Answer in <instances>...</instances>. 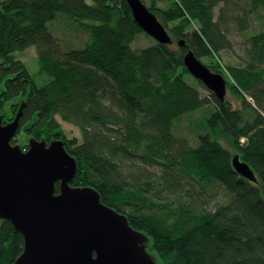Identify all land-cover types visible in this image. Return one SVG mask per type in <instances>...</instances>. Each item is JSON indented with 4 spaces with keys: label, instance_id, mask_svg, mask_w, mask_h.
Listing matches in <instances>:
<instances>
[{
    "label": "trees",
    "instance_id": "1",
    "mask_svg": "<svg viewBox=\"0 0 264 264\" xmlns=\"http://www.w3.org/2000/svg\"><path fill=\"white\" fill-rule=\"evenodd\" d=\"M142 1L182 46L135 48L144 31L126 0H0L4 122L25 100L26 133L64 138L78 162L72 185L95 187L150 237L160 264H264V0ZM60 16L89 35L83 48L62 47L51 29ZM233 31L244 39L236 64L222 56L234 48ZM31 46L49 77L43 84L15 56ZM190 50L225 77L239 107L188 81ZM200 112L193 145L174 130ZM57 116L81 138H69ZM217 129L257 183L233 169ZM222 192L229 200L220 203ZM23 248L22 234L0 219V264H13Z\"/></svg>",
    "mask_w": 264,
    "mask_h": 264
},
{
    "label": "water",
    "instance_id": "2",
    "mask_svg": "<svg viewBox=\"0 0 264 264\" xmlns=\"http://www.w3.org/2000/svg\"><path fill=\"white\" fill-rule=\"evenodd\" d=\"M126 2L145 33L158 43L173 44L142 0ZM183 61L220 101L226 99L228 86L221 73L213 72L192 50ZM24 107L25 100L15 117L4 122L0 102V219L10 221L24 238L23 252L13 264H160L149 250L150 237L130 225L125 214L104 204L95 187L72 185L78 162L63 140L32 136L27 150L12 144ZM232 166L240 176L258 182L238 154L232 156Z\"/></svg>",
    "mask_w": 264,
    "mask_h": 264
},
{
    "label": "rangeland",
    "instance_id": "3",
    "mask_svg": "<svg viewBox=\"0 0 264 264\" xmlns=\"http://www.w3.org/2000/svg\"><path fill=\"white\" fill-rule=\"evenodd\" d=\"M256 27H257L256 29H259V26L257 24ZM51 29L55 33L56 37L59 38L61 45L62 47H64V49H81L90 40L88 34L78 29L75 24L70 23L69 20L63 16H60L57 22H54V24H52ZM253 30H254V26H253ZM231 39L233 40L234 48L231 51H224L222 53V56L224 61L236 64L240 61V57L243 54L244 39L241 36V34H238L235 31H233L231 35ZM154 41L157 42L152 36L144 32L138 36L133 46L135 48H143L153 44ZM173 44L175 45V47L179 45L177 40H175V42L173 41ZM15 56L16 59H20L26 64L27 68L29 69L31 74L35 77L38 84H43L47 81L49 77L40 73L39 71V61H38L39 59H38L36 46H31L22 52H17ZM203 61L208 63V59H204ZM188 76L191 77L188 78V81H190L193 84H196L194 80L196 77H194L192 74ZM198 81L201 82L200 80ZM203 85H199V88L204 96H208V94L211 91L205 85L204 86ZM227 98L231 102H233V104L236 107L240 106L241 102L233 96L231 90H228ZM9 106L10 104L7 103L5 108L3 109V112H7ZM201 113L202 112L197 114H192L188 117L183 118L181 122H178L175 126V130H174L175 134L189 139L193 145H196L197 135L192 132V129H196V126L198 124L201 125L200 123L201 121L199 120ZM57 120L62 128V131H64L69 138H77V139L81 138V132L77 126L68 123L66 121H63L59 116H57ZM215 134L217 139L220 140V142L223 144L224 147L230 150L232 154H236V150L233 144L230 142V139L227 135H225L222 131L218 129L215 131ZM17 139L19 143H25L27 138L24 129H22L20 133L17 135ZM220 195L222 196L219 199L220 203L229 200V199L226 200V197L224 196L223 192Z\"/></svg>",
    "mask_w": 264,
    "mask_h": 264
},
{
    "label": "bare ground",
    "instance_id": "4",
    "mask_svg": "<svg viewBox=\"0 0 264 264\" xmlns=\"http://www.w3.org/2000/svg\"><path fill=\"white\" fill-rule=\"evenodd\" d=\"M22 129H24V127L23 126H21V129L19 130V132H18V134L20 133V131L22 130ZM24 131H25V129H24ZM25 133H26V131H25ZM17 134V135H18ZM32 136H34V135H32V134H27L26 133V138H27V140L25 141V143H19V141H18V139H17V136H16V138L15 139H13V141H12V144H21V146H22V148L24 149V150H27L28 148H29V145H28V140L32 137ZM38 139H41V138H38ZM54 139V138H53ZM56 139H61V140H63L64 141V144H65V148H66V140L64 139V138H56ZM243 141V140H242ZM67 149V148H66ZM68 151V150H67ZM69 152V151H68ZM234 155V154H233ZM117 211V210H116ZM117 212H119V211H117ZM24 249V248H23Z\"/></svg>",
    "mask_w": 264,
    "mask_h": 264
}]
</instances>
